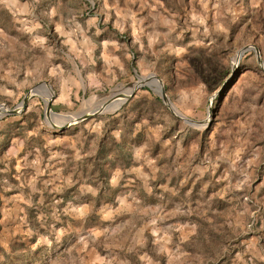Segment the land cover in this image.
<instances>
[{
    "label": "rangeland",
    "instance_id": "rangeland-1",
    "mask_svg": "<svg viewBox=\"0 0 264 264\" xmlns=\"http://www.w3.org/2000/svg\"><path fill=\"white\" fill-rule=\"evenodd\" d=\"M83 35L97 57L115 40L104 58L121 69L81 94L64 55ZM245 46L264 66V0H0V104L32 93L19 120L0 107V264H264V75L246 51L229 77ZM198 53L229 70L221 93L198 80ZM148 77L180 115L208 122L183 123L143 87L116 129L106 117L125 103L52 129ZM103 129L131 159L95 199Z\"/></svg>",
    "mask_w": 264,
    "mask_h": 264
},
{
    "label": "trees",
    "instance_id": "trees-1",
    "mask_svg": "<svg viewBox=\"0 0 264 264\" xmlns=\"http://www.w3.org/2000/svg\"><path fill=\"white\" fill-rule=\"evenodd\" d=\"M190 64L194 68L198 80L202 83L205 91L208 94H211L219 89L229 73V70L223 65L219 64L214 57L203 56L200 53L196 54L193 57ZM225 87L226 85L220 89L219 93H221L225 89ZM153 99L156 104H158V107L164 109L158 97H153ZM127 106L128 103H125L114 114L119 113V118L124 120L126 117L125 111ZM114 114L106 117L107 119H109V125H112L110 129H116L118 125V120L112 117ZM21 118H23V115L20 116L19 119ZM135 120L136 118H134L133 121ZM110 129H103L101 131V136L97 140L94 155L90 158L91 168L88 175L89 178H93V181H95V183L99 185L95 199H99L101 195H108L107 192L109 190V187L107 184V172L108 170L113 168V164L116 162L119 164V166L126 167L128 166L131 159L129 151L126 149V145L124 144V136L120 134L119 140L116 141L112 136L108 135ZM118 130L120 131V129ZM137 140L138 136L136 135L134 136V141ZM0 167H2V165H0ZM93 185L95 184L93 183Z\"/></svg>",
    "mask_w": 264,
    "mask_h": 264
},
{
    "label": "crops",
    "instance_id": "crops-1",
    "mask_svg": "<svg viewBox=\"0 0 264 264\" xmlns=\"http://www.w3.org/2000/svg\"><path fill=\"white\" fill-rule=\"evenodd\" d=\"M258 3L259 2H257V4ZM217 14H218L217 10H215V14H214L215 21L214 22H216L215 17H217ZM217 27H218V24H215L213 26V29L210 28V32H214V33L217 32ZM204 30H206V27H204ZM85 38H86L85 35L80 36V39L76 43L72 42V39H69V41H70V49L68 50L69 54L64 55L68 59L67 62L69 64L71 72L74 75L73 78L76 81V83L78 84V87L76 89H77V91H80L81 94H83L84 90L94 91L95 87H99L102 83H106V82L110 81V80L108 81V79L104 78L103 75H101L100 73L107 74V75L110 73H113L112 70L110 69L111 67H114L115 70L121 69L120 66L119 67L116 66L119 64H118V61L115 60L114 56H110L113 58V60H110V61H112V63L109 61H106L104 58L105 57L104 50H106L107 48L113 52L118 49V45H117L115 40H112L110 38L103 39L100 42L102 50H101L100 54L98 53V57H97V55L95 54V47L96 46L93 45V43H90L89 40L85 39ZM81 42H84V44H81ZM126 56H127V54H126ZM98 64H99V66H97ZM129 64H130V67L132 68V63H129ZM87 72H90V73H87ZM71 79H72V76L69 75V80H71ZM82 82L84 85H81V87H80L79 84L80 83L82 84ZM77 84H76V86H77ZM69 87L71 89L74 88V86H72L70 84H69ZM55 102L63 103V100H59L57 98V99H55V101H52V103H55ZM52 103H51V106H52ZM20 116L21 115H17V116L14 115V116H9V117L19 120ZM118 116H119V113H116L112 117L117 119L116 117H118ZM3 134H4V130L1 129V126H0V139L3 136ZM116 137L118 138L119 134H117ZM12 140H14V139H12ZM9 150L12 151L13 148L11 147V148H9Z\"/></svg>",
    "mask_w": 264,
    "mask_h": 264
},
{
    "label": "water",
    "instance_id": "water-1",
    "mask_svg": "<svg viewBox=\"0 0 264 264\" xmlns=\"http://www.w3.org/2000/svg\"><path fill=\"white\" fill-rule=\"evenodd\" d=\"M246 51H252L253 54H254V58H255V61L259 67V69L261 70L262 74L264 75V66L262 64V61H261V58H260V54L257 50L256 47L254 46H245V47H242L240 48L236 54H235V60H234V63L232 64L231 66V71H230V74H229V77H231V75L233 74L236 66H237V63H238V60L240 58V56L246 52ZM228 77V78H229ZM155 79V78H154ZM150 81V77L149 78H146V79H139L137 82H135L133 85L130 86V89L124 93V94H118V93H115V94H111L109 95L105 100H104V105H102L99 109H93V110H90V111H87V112H81L79 114H75V115H72V118H69L67 119L62 125L60 126H57V127H54L52 126V129L56 130V131H60L62 132L63 130L67 129L68 127H70L71 125H74L78 122H81L89 117H92V116H95V115H98V114H102L104 112H106L104 109H105V106H108L109 104L111 105L113 101H115L116 99H122L121 103H119V105L113 110L115 111L116 109H118L121 105H123L130 97L133 96L134 92L138 89H141L143 87L147 88V89H151V87H154V92L155 94L159 97V99L161 100L163 106H165L167 108V110L178 120L182 121L183 123L189 125V126H200L204 123H207L208 122V119L204 120L203 122H195V121H192L186 117H183L182 115H180L176 110L175 108L172 106V103L170 102L169 98L166 96L162 86L160 85L158 88L156 86H153L152 84L148 83ZM151 82V81H150ZM153 83V82H152ZM225 82L221 85V87L219 88V90L224 86ZM218 90V91H219ZM217 91V93H218ZM32 95L31 92H27L21 99L20 103L18 104L17 107L9 110L7 109L4 104H0V107H2L4 109V113L2 114H5V115H9V116H17V115H20L21 112L24 110L25 106H26V102L28 100V98ZM215 96V95H213ZM212 96V97H213ZM51 98L52 96L50 95L48 98L45 99L44 101V110H43V116L46 120H48L49 118V115L51 114V111H50V102H51ZM206 114H207V117L209 116L210 114V106L207 107V110H206Z\"/></svg>",
    "mask_w": 264,
    "mask_h": 264
},
{
    "label": "bare ground",
    "instance_id": "bare-ground-1",
    "mask_svg": "<svg viewBox=\"0 0 264 264\" xmlns=\"http://www.w3.org/2000/svg\"><path fill=\"white\" fill-rule=\"evenodd\" d=\"M153 80H154V78H153ZM157 81V80H156ZM158 82V81H157ZM158 85H161L159 82H158ZM121 101H122V99H117V100H115L114 102H113V104H109L108 106H105V111L107 112V111H111V110H113L115 107H117L118 105H119V103H121ZM102 105H104V104H100V105H96V106H93V109H99ZM91 106V105H90ZM91 110H93L92 108H90ZM88 111H90V110H88ZM1 115V114H0ZM70 118H72V116L70 117Z\"/></svg>",
    "mask_w": 264,
    "mask_h": 264
}]
</instances>
